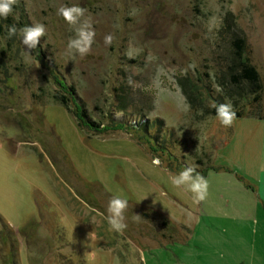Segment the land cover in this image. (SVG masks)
<instances>
[{
	"label": "rangeland",
	"instance_id": "rangeland-1",
	"mask_svg": "<svg viewBox=\"0 0 264 264\" xmlns=\"http://www.w3.org/2000/svg\"><path fill=\"white\" fill-rule=\"evenodd\" d=\"M61 5L91 17L84 57ZM10 22L46 33L29 53ZM0 25V264H264V0H17ZM236 37L258 94L231 84ZM56 92L101 126L78 125ZM220 103L245 115L224 127ZM186 165L209 182L199 204L171 184ZM114 195L122 232L106 219Z\"/></svg>",
	"mask_w": 264,
	"mask_h": 264
},
{
	"label": "clouds",
	"instance_id": "clouds-1",
	"mask_svg": "<svg viewBox=\"0 0 264 264\" xmlns=\"http://www.w3.org/2000/svg\"><path fill=\"white\" fill-rule=\"evenodd\" d=\"M17 0H0V18L7 19L13 12V6ZM87 9L79 6H65L61 5L57 9V15L61 16L69 25L76 26L75 37L70 39L67 44L69 53L74 50L76 54L84 57L91 51V46L95 38V30L93 28L91 17H85ZM7 38L19 36L26 51L29 53L35 49L41 38L46 33L45 25L42 23H35L17 28L15 24L6 25ZM114 39L112 34L104 36V43L110 45ZM212 107L216 110V117L224 127H231L233 121L236 119V112L233 110L231 103L213 104ZM117 118L122 117V113H117ZM131 122V121H130ZM154 165H159L158 158L153 160ZM264 171V167L261 168ZM171 184L174 187H185L193 194V202L199 204L207 199L209 182L203 174L196 171L192 165H186L177 175L170 177ZM128 207V200L122 198L120 195H114L110 200L107 208V223L110 231L122 232L128 225L125 222V211ZM134 220H139L140 215L136 214ZM117 264L119 262L117 261Z\"/></svg>",
	"mask_w": 264,
	"mask_h": 264
},
{
	"label": "trees",
	"instance_id": "trees-1",
	"mask_svg": "<svg viewBox=\"0 0 264 264\" xmlns=\"http://www.w3.org/2000/svg\"><path fill=\"white\" fill-rule=\"evenodd\" d=\"M10 24H12V22H10ZM232 46L233 59L232 66L229 68L231 84L239 90L241 89V85L243 83H247L251 89L258 94L259 91L262 90L261 76L256 66L251 63L249 57L244 55L246 49L245 39L242 37H236L232 43ZM69 89L71 94H75V89L72 85L69 86ZM259 97L260 95L255 97L254 100H258ZM53 98L55 101L62 103L74 115L78 121V125H81L80 122L83 124V121H85V124H89L93 128H99L101 126L100 123H96L89 117L87 109L83 104H77L76 109H73L71 107L70 98L65 93L56 92L53 94ZM233 110L237 114L236 117H242L245 115L241 109ZM210 113L216 116V110L214 107L210 110ZM257 117L262 118L261 116Z\"/></svg>",
	"mask_w": 264,
	"mask_h": 264
},
{
	"label": "crops",
	"instance_id": "crops-1",
	"mask_svg": "<svg viewBox=\"0 0 264 264\" xmlns=\"http://www.w3.org/2000/svg\"><path fill=\"white\" fill-rule=\"evenodd\" d=\"M262 167H264V152L261 158V166L256 178L257 184L255 185V187H257L255 192L257 194L258 200L259 202H262L264 205V171H261Z\"/></svg>",
	"mask_w": 264,
	"mask_h": 264
}]
</instances>
